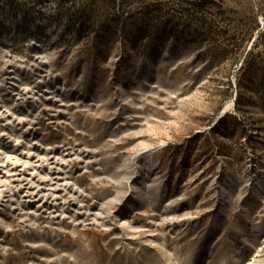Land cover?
Listing matches in <instances>:
<instances>
[{"label": "rangeland", "instance_id": "obj_1", "mask_svg": "<svg viewBox=\"0 0 264 264\" xmlns=\"http://www.w3.org/2000/svg\"><path fill=\"white\" fill-rule=\"evenodd\" d=\"M82 1L0 0V264H252L264 45L241 67L199 20L264 0Z\"/></svg>", "mask_w": 264, "mask_h": 264}, {"label": "trees", "instance_id": "obj_2", "mask_svg": "<svg viewBox=\"0 0 264 264\" xmlns=\"http://www.w3.org/2000/svg\"><path fill=\"white\" fill-rule=\"evenodd\" d=\"M12 2L26 10L33 8V2H27V0H12ZM126 2L129 1L126 0ZM82 5V0H60L58 8L61 13L69 12L80 14L79 12L82 10ZM200 8L202 18V22L199 20L200 23H203L204 26H206L212 36L220 39L224 50L229 53L231 52V54L232 51L236 52L237 55L233 57L232 63L238 64L243 60L241 67L244 65H253L256 59L254 58L255 49H260L264 45V29H261L258 17L254 16L251 19V22L248 23L247 19H234L225 13L223 15L213 16L210 13V9L204 4H201ZM243 21H245V23ZM256 30H258V37L254 40L251 48H249V44L253 39ZM240 40L245 41V44L243 42H237ZM258 64L260 66L263 63L259 61ZM238 91L237 99H240L242 91L240 88Z\"/></svg>", "mask_w": 264, "mask_h": 264}, {"label": "bare ground", "instance_id": "obj_3", "mask_svg": "<svg viewBox=\"0 0 264 264\" xmlns=\"http://www.w3.org/2000/svg\"><path fill=\"white\" fill-rule=\"evenodd\" d=\"M205 249H209V243L205 240ZM252 264H264V243L262 247L259 249L257 257L252 262Z\"/></svg>", "mask_w": 264, "mask_h": 264}]
</instances>
